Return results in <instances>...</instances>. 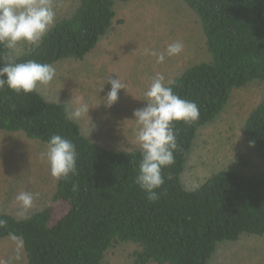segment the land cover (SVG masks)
<instances>
[{
	"label": "trees",
	"instance_id": "16d2710c",
	"mask_svg": "<svg viewBox=\"0 0 264 264\" xmlns=\"http://www.w3.org/2000/svg\"><path fill=\"white\" fill-rule=\"evenodd\" d=\"M119 1L125 0H79L38 45L14 53L16 61L54 66L84 60L113 27ZM183 2L199 20L210 59L168 85L195 102L200 116L176 124L175 162L163 169L165 184L155 202L135 184L139 150L93 143L66 118L64 105L38 91L0 90L1 132L23 134L45 146L59 134L73 141L78 154L76 174L55 179L52 202L66 206L56 220L51 206L24 217L0 211L7 221L0 240L19 239L26 264H105L113 247L128 242L140 247L133 264H209L221 244L264 237V169L250 175L221 170L197 189L182 183L199 132L225 110L235 90L264 83V0ZM242 134L264 161V100L248 116Z\"/></svg>",
	"mask_w": 264,
	"mask_h": 264
},
{
	"label": "rangeland",
	"instance_id": "374dc122",
	"mask_svg": "<svg viewBox=\"0 0 264 264\" xmlns=\"http://www.w3.org/2000/svg\"><path fill=\"white\" fill-rule=\"evenodd\" d=\"M52 3L57 21L71 15L79 0H52ZM116 15L113 27L95 50L84 60H65L54 65L55 78L37 91L46 100L64 106L71 99L73 105L81 100L88 103L89 117L75 121L84 136L112 150L123 151V146L126 151H134L139 150L132 133L134 121L125 120L132 119L134 110L144 106L143 94L151 79L162 74L169 85L188 68L208 62L210 55L199 20L183 0L119 1ZM176 40L183 41L184 51L166 58L164 63H157L156 57L143 53L144 48L164 52ZM26 45L18 44L14 53H22ZM111 75L113 78L118 75L127 83L128 93L121 90L119 101L107 109L101 103L110 90V84L106 83ZM262 100L264 83L235 90L225 110L199 132L182 176L187 189L201 187L221 170L250 175L264 169V161L254 155L242 134L248 116ZM91 121L95 124L93 130ZM46 147L23 134L0 131V211L21 217L15 196L23 191L40 194L25 216L51 206L56 220L66 210L65 204L52 202L55 179L41 158ZM139 249L131 242L120 243L108 252L105 264H133L134 253ZM26 263L19 239L0 240V264ZM209 264H264V237H244L235 243L221 244Z\"/></svg>",
	"mask_w": 264,
	"mask_h": 264
},
{
	"label": "clouds",
	"instance_id": "9594fccd",
	"mask_svg": "<svg viewBox=\"0 0 264 264\" xmlns=\"http://www.w3.org/2000/svg\"><path fill=\"white\" fill-rule=\"evenodd\" d=\"M55 21L56 11L52 0H0V47L5 50L0 53V90L6 87L17 95H28L53 81L56 69L52 64L36 60L17 62L14 52L22 42L32 46L38 45ZM183 51L182 40L169 43L161 53L150 48L143 49L144 55L156 57L157 63H164L166 58L178 56ZM117 77L113 78L111 75L106 83L111 87L102 97L101 104L107 109H111L119 101L121 90L128 93L127 83L118 75ZM143 95L144 106L135 109L133 118L125 121H134L132 133L140 152L135 184L145 192L149 201L155 202L160 199L159 190L165 184L163 169L174 164V153L179 147L175 126L179 122L190 124L197 121L200 112L195 102L177 95L173 88L166 84L162 74H157L151 79V84ZM71 101L72 99L65 106L67 119L79 121L89 117L91 108L88 103L81 100L73 105ZM91 124L93 130L95 124L92 121ZM250 146H254V142H250ZM122 150L126 152V147L122 146ZM41 158L49 165L50 174L54 179H68L77 172L76 145L59 134H53L49 138ZM39 195L27 191L18 193L15 196L21 208L18 215L25 216L32 208L35 197ZM6 224L7 221L0 219V227Z\"/></svg>",
	"mask_w": 264,
	"mask_h": 264
}]
</instances>
